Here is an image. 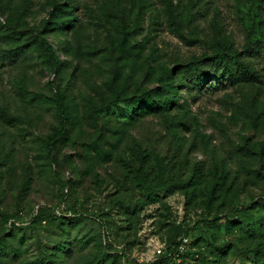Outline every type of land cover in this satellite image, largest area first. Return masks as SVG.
<instances>
[{
    "label": "rangeland",
    "instance_id": "rangeland-1",
    "mask_svg": "<svg viewBox=\"0 0 264 264\" xmlns=\"http://www.w3.org/2000/svg\"><path fill=\"white\" fill-rule=\"evenodd\" d=\"M39 204L0 264H264V0H0V234Z\"/></svg>",
    "mask_w": 264,
    "mask_h": 264
},
{
    "label": "trees",
    "instance_id": "trees-1",
    "mask_svg": "<svg viewBox=\"0 0 264 264\" xmlns=\"http://www.w3.org/2000/svg\"><path fill=\"white\" fill-rule=\"evenodd\" d=\"M253 29V27H252ZM252 29H250V31H253ZM252 35V32L248 33V36ZM39 41L41 44H43V46L45 47V49L48 51V53L51 55L53 61L55 64H59V60L57 59V57L54 56V50L52 49L51 45L42 37V36H38ZM170 75V70L167 69L164 72V76L163 77H168ZM192 77H194V81L197 82H201L199 80H205L207 78V74L205 71H197L195 72V76H193L191 74ZM171 77V76H170ZM193 81V82H194ZM145 94L143 93H139L133 97H130V100L132 101H127V103L129 104V113H130V117H135V115H140L139 112H136L135 109L137 107V105H135V103H141L142 106L139 109H144L147 111H151L152 108L154 107V104L151 103L148 98H146V102L144 101V96ZM135 98V99H134ZM142 100V102H140ZM167 102V101H165ZM59 111L60 114L62 116H65L66 114V108L65 105L60 102L59 103ZM62 128H59L57 130L54 131L53 134L50 135L49 139H51V142H53V139L60 134ZM53 146L50 145V148H52ZM170 181V182H169ZM175 180H168L167 181H161L159 182L158 180H151V179H146L144 176L138 177L136 178V180L134 181V184H140L142 186V188L146 189V191H158L160 189L162 190H166V188L172 184V182H174ZM235 207V206H234ZM246 205H240V204H236L235 212L234 214H232V218L236 219L240 216L239 219L242 218V211L245 209ZM66 208H68V213H63L62 211L58 210L57 206L51 207L50 205H45V204H39L36 207L33 206V209L31 210L30 216L27 219V221H24L22 219H19L18 215L16 214H9L6 216L5 222H4V229L3 232L0 234V238L4 237V235L8 234L9 232H11L14 229H19V228H24L25 226L30 225L32 222H34L37 218H40L42 215H45L44 213H48L49 216L55 218L58 221H62V220H66L68 222H72L75 223L76 221H81L83 219H85L84 217H86L85 213H81L79 211H77L73 206H66ZM213 218H218V215H214ZM11 233H9L10 235ZM100 239V237H99ZM171 239V238H170ZM61 240H68L67 237H62ZM168 254H171L172 256L178 257L181 256L182 254H184L183 251H179L177 249H174L172 247H168ZM60 249H63L62 247H60ZM171 250V251H170ZM66 251V250H64ZM199 254H200V250ZM45 261L51 260V258H48V256H45ZM199 257V256H198ZM167 259H172V258H166ZM53 261V260H52ZM165 260H163V263ZM159 262H153L152 264H158ZM41 264V262H40ZM54 264H56V262H54ZM146 264H150L146 263Z\"/></svg>",
    "mask_w": 264,
    "mask_h": 264
},
{
    "label": "built area",
    "instance_id": "built-area-1",
    "mask_svg": "<svg viewBox=\"0 0 264 264\" xmlns=\"http://www.w3.org/2000/svg\"><path fill=\"white\" fill-rule=\"evenodd\" d=\"M183 239L185 240L186 238L184 237ZM181 245H182V243H180V241H176V244H174V245L172 246V248L181 251V248L183 247V245H182V246H181ZM154 251H156V252H161V248H160V246L157 245V244H155V246H154ZM170 251H171V250H170Z\"/></svg>",
    "mask_w": 264,
    "mask_h": 264
}]
</instances>
